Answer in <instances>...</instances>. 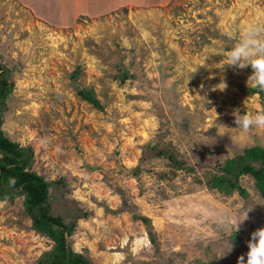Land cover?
Masks as SVG:
<instances>
[{
    "label": "rangeland",
    "instance_id": "374dc122",
    "mask_svg": "<svg viewBox=\"0 0 264 264\" xmlns=\"http://www.w3.org/2000/svg\"><path fill=\"white\" fill-rule=\"evenodd\" d=\"M114 1L0 0V62L13 81L2 128L33 147L48 180L68 179V206L90 213L69 242L94 264H237L264 227V197L248 175L247 197L197 179L264 146V129L244 132L232 115L264 112V92H250V67L224 59L235 43L226 33L264 24V0ZM149 142L198 171L141 163ZM30 224L21 199L0 201V264H38L51 248Z\"/></svg>",
    "mask_w": 264,
    "mask_h": 264
},
{
    "label": "trees",
    "instance_id": "16d2710c",
    "mask_svg": "<svg viewBox=\"0 0 264 264\" xmlns=\"http://www.w3.org/2000/svg\"><path fill=\"white\" fill-rule=\"evenodd\" d=\"M12 89L10 69L0 62V201L13 204L17 198L21 199L23 213L31 221L30 228L52 241L51 248L38 257V264H94L85 251H76L69 242V236L75 231L78 220L87 218L90 213L78 206H68V179L62 176L48 180L34 169L33 147L11 139L2 128L7 98ZM249 89L252 93L263 94L258 89ZM78 94L94 107L103 108L93 90L79 88ZM154 157L165 159L173 168H186L194 173L198 171L195 164H187L169 146L149 142L143 149L141 163ZM141 169V166L136 167L135 173L138 174ZM245 175L253 178L256 191L264 197V146L247 147L234 157L217 161L214 167L205 170L197 180L226 195L238 192L247 197L248 190L240 182ZM141 219L148 222L146 217ZM149 233L154 240V234Z\"/></svg>",
    "mask_w": 264,
    "mask_h": 264
},
{
    "label": "clouds",
    "instance_id": "9594fccd",
    "mask_svg": "<svg viewBox=\"0 0 264 264\" xmlns=\"http://www.w3.org/2000/svg\"><path fill=\"white\" fill-rule=\"evenodd\" d=\"M229 39L235 43L227 52L226 59L228 66L238 69L251 68V74L247 78V86L264 92V24H250L243 27L238 34L226 33ZM226 87L223 88V90ZM235 128L244 132L249 130L264 129V112L256 114H241L239 109L232 112ZM11 183H15L14 180ZM235 223V232L239 231L240 224L248 218ZM248 252L239 256L237 264H264V227L256 229L251 233V239L247 242ZM232 247V246H231ZM245 255L247 260L245 261Z\"/></svg>",
    "mask_w": 264,
    "mask_h": 264
},
{
    "label": "crops",
    "instance_id": "0c3cea01",
    "mask_svg": "<svg viewBox=\"0 0 264 264\" xmlns=\"http://www.w3.org/2000/svg\"><path fill=\"white\" fill-rule=\"evenodd\" d=\"M124 1L125 0H117V2L115 3V1H114V4H113V6H111V8L112 7H118V5H120V4H124ZM131 1V0H130ZM150 1H152V0H150ZM154 1V0H153ZM83 3L85 4L86 3V1H83ZM95 3H97V2H95ZM84 4H83V8H82V11H84V12H86V13H91V14H95V13H97V12H101V11H103V10H96V11H93V12H89L88 10H86L85 8H86V6H84ZM106 4H109L108 3V1L106 2H104V3H101V5H106ZM110 5V4H109ZM105 10V9H104Z\"/></svg>",
    "mask_w": 264,
    "mask_h": 264
}]
</instances>
